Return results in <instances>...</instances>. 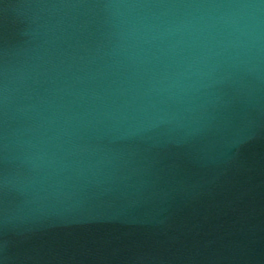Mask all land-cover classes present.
<instances>
[{
	"label": "water",
	"instance_id": "obj_1",
	"mask_svg": "<svg viewBox=\"0 0 264 264\" xmlns=\"http://www.w3.org/2000/svg\"><path fill=\"white\" fill-rule=\"evenodd\" d=\"M0 264H264V0H0Z\"/></svg>",
	"mask_w": 264,
	"mask_h": 264
}]
</instances>
